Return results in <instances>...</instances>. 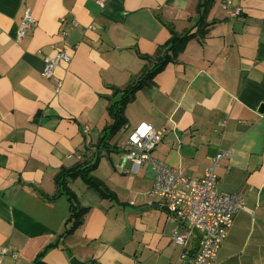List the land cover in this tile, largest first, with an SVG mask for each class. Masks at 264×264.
<instances>
[{"label":"crops","instance_id":"0c3cea01","mask_svg":"<svg viewBox=\"0 0 264 264\" xmlns=\"http://www.w3.org/2000/svg\"><path fill=\"white\" fill-rule=\"evenodd\" d=\"M199 2L0 0V248H8L0 264H71L73 256L85 264L176 262L177 225L149 194L153 167L135 170L123 158L141 122L163 133L153 156L191 178L231 151L216 167L217 188L242 194L247 208L236 214L216 264H264V0H233L236 17L223 0H210L206 34L189 39L136 91L126 123L102 140L110 135L109 105L122 94L114 88L142 70L143 55L166 43L170 27L199 28ZM27 7L37 23L17 40ZM52 45L70 56L56 69L59 93L42 74ZM95 161L98 188L65 175L78 204L90 208L75 231L60 236L71 211L56 177Z\"/></svg>","mask_w":264,"mask_h":264},{"label":"built area","instance_id":"2783aa9c","mask_svg":"<svg viewBox=\"0 0 264 264\" xmlns=\"http://www.w3.org/2000/svg\"><path fill=\"white\" fill-rule=\"evenodd\" d=\"M96 2L103 6L107 0ZM222 7L235 17L241 14V8L235 6L233 0H223ZM36 23L31 8L27 7L16 39L24 38ZM78 25V21H72L73 27ZM61 33L67 36L69 31L62 30ZM52 46L56 48L55 53L44 56L42 74L45 78L55 80V91L59 93L62 79L56 76V69L62 62H69L70 56L63 48ZM162 138L163 133L151 123L141 122L128 134L129 147L123 154L124 161H130L135 170L146 164L154 169L155 177L149 194L169 208V218L177 225L171 238L181 247L176 262L170 264H216L236 214L247 208L242 194L219 191L217 188L216 167L222 158L231 155V151L218 152L202 177L191 178L153 156ZM7 252L8 248H0V255Z\"/></svg>","mask_w":264,"mask_h":264},{"label":"trees","instance_id":"16d2710c","mask_svg":"<svg viewBox=\"0 0 264 264\" xmlns=\"http://www.w3.org/2000/svg\"><path fill=\"white\" fill-rule=\"evenodd\" d=\"M209 7L210 0H200L197 11H201L202 8H204V11H202L200 14V20L198 22L199 28L196 31H192L190 29L183 33H178L172 27H170L172 35L166 41V43L161 45L155 54L143 55L146 63L143 66L142 70L138 74L133 75L128 84L123 89L114 88L115 94L119 92H122V94L119 99L112 101L109 105V114L111 116L112 123L104 129L105 132L109 131L110 135H105L102 138L103 141L106 140V137L108 140L112 134L120 130L121 127H123V125L126 123V118L124 115L125 108L127 104L134 99L136 91L151 85L154 76L162 71L170 61H173L177 58L179 51L183 48V46L189 39L197 35L204 36L206 34L207 31H204V27L208 25L206 23V15ZM96 163L97 161L93 163H79L71 170H68L66 172L64 171L56 177L59 192L63 190L62 192L67 193L69 197L71 211L66 222L67 226L60 234V236L75 231V229L83 222V217L90 208L88 206H81L80 203L78 204V199L76 197L77 195L69 187L65 175L67 173L72 175L73 177L81 176L85 181L92 184L93 180L99 181L92 174V171L96 168ZM99 182L102 185V182ZM104 194L105 196H108L110 198H115V194L109 190H107V192H105ZM41 254H44V252H42Z\"/></svg>","mask_w":264,"mask_h":264},{"label":"water","instance_id":"95a60500","mask_svg":"<svg viewBox=\"0 0 264 264\" xmlns=\"http://www.w3.org/2000/svg\"><path fill=\"white\" fill-rule=\"evenodd\" d=\"M260 111L263 112L264 111V104H262L260 106ZM93 183L96 184V185H100L99 182H97L96 180H93ZM101 190L105 191V188L104 187H100ZM153 207H162L163 209L165 210H168L169 211V208L166 206V205H160V204H154ZM71 264H85V262H82L81 260H79L76 256H73L70 260Z\"/></svg>","mask_w":264,"mask_h":264},{"label":"rangeland","instance_id":"374dc122","mask_svg":"<svg viewBox=\"0 0 264 264\" xmlns=\"http://www.w3.org/2000/svg\"><path fill=\"white\" fill-rule=\"evenodd\" d=\"M118 134L121 135V136H123V132L122 131L118 132Z\"/></svg>","mask_w":264,"mask_h":264}]
</instances>
